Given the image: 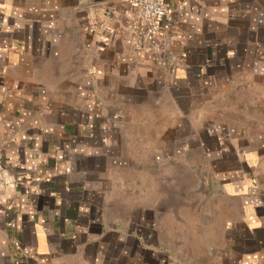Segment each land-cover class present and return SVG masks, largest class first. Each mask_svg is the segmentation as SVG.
<instances>
[{
  "label": "crops",
  "instance_id": "1",
  "mask_svg": "<svg viewBox=\"0 0 264 264\" xmlns=\"http://www.w3.org/2000/svg\"><path fill=\"white\" fill-rule=\"evenodd\" d=\"M170 1L0 0V264H264V0Z\"/></svg>",
  "mask_w": 264,
  "mask_h": 264
},
{
  "label": "built area",
  "instance_id": "2",
  "mask_svg": "<svg viewBox=\"0 0 264 264\" xmlns=\"http://www.w3.org/2000/svg\"><path fill=\"white\" fill-rule=\"evenodd\" d=\"M131 8L136 20L150 34L156 35L161 30L162 22L168 25L172 22L174 7L170 0H125ZM178 6L177 9H181ZM4 176L0 169V186L3 184ZM2 203L0 201V208Z\"/></svg>",
  "mask_w": 264,
  "mask_h": 264
},
{
  "label": "rangeland",
  "instance_id": "3",
  "mask_svg": "<svg viewBox=\"0 0 264 264\" xmlns=\"http://www.w3.org/2000/svg\"><path fill=\"white\" fill-rule=\"evenodd\" d=\"M176 250L172 249V252L174 253Z\"/></svg>",
  "mask_w": 264,
  "mask_h": 264
}]
</instances>
